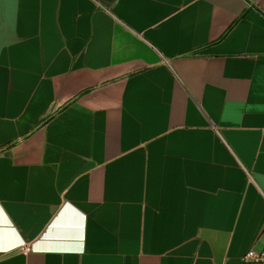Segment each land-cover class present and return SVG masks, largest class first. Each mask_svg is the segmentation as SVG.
<instances>
[{
	"label": "crops",
	"instance_id": "obj_1",
	"mask_svg": "<svg viewBox=\"0 0 264 264\" xmlns=\"http://www.w3.org/2000/svg\"><path fill=\"white\" fill-rule=\"evenodd\" d=\"M264 0H0V264H264Z\"/></svg>",
	"mask_w": 264,
	"mask_h": 264
},
{
	"label": "built area",
	"instance_id": "obj_2",
	"mask_svg": "<svg viewBox=\"0 0 264 264\" xmlns=\"http://www.w3.org/2000/svg\"><path fill=\"white\" fill-rule=\"evenodd\" d=\"M243 260L244 261H248V260L262 261L264 260V255L256 254L253 250H249L243 255Z\"/></svg>",
	"mask_w": 264,
	"mask_h": 264
}]
</instances>
